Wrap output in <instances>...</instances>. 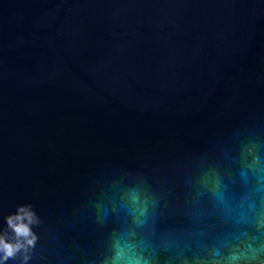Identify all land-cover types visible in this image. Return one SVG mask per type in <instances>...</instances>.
Wrapping results in <instances>:
<instances>
[{"label": "water", "instance_id": "obj_1", "mask_svg": "<svg viewBox=\"0 0 264 264\" xmlns=\"http://www.w3.org/2000/svg\"><path fill=\"white\" fill-rule=\"evenodd\" d=\"M253 136L264 0H0V236L19 206L40 220L29 259L0 264H116L157 238L264 264V230L226 226L190 175Z\"/></svg>", "mask_w": 264, "mask_h": 264}, {"label": "clouds", "instance_id": "obj_2", "mask_svg": "<svg viewBox=\"0 0 264 264\" xmlns=\"http://www.w3.org/2000/svg\"><path fill=\"white\" fill-rule=\"evenodd\" d=\"M192 168V190L208 194V204L215 205L219 198L225 203L222 209L226 226L242 234L254 235L264 230V139L259 136L244 137L239 144L229 146L228 155L210 151L194 158ZM227 179V183H223ZM145 211H148L145 209ZM7 226L15 234V242L0 236V261L15 258L23 251L24 260L35 248L37 235L32 225L40 220L31 206H19L15 215L6 218ZM161 237L168 233L161 232ZM177 241L183 233H175ZM156 247L145 256V250H137L123 257L116 264H169L176 256L181 264H204V258L191 248L176 250L163 246L159 238L153 241ZM160 253H164L163 256Z\"/></svg>", "mask_w": 264, "mask_h": 264}]
</instances>
